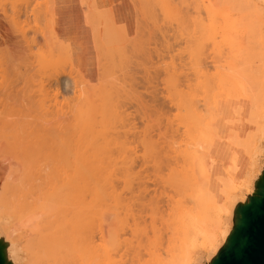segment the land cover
Listing matches in <instances>:
<instances>
[{
  "label": "rangeland",
  "instance_id": "1",
  "mask_svg": "<svg viewBox=\"0 0 264 264\" xmlns=\"http://www.w3.org/2000/svg\"><path fill=\"white\" fill-rule=\"evenodd\" d=\"M133 1L135 4L136 15H137L136 32L133 36L128 37L124 32H122V30L119 27H115L112 20L108 19V17L106 16L105 13H101L99 16L101 22L96 26V40H95L96 52H97L98 78L94 82H91L88 80L89 85L91 83V85L93 86V88H88V91H89V89L91 91L96 89V90H94L93 93H95V94L98 93V95L94 94L98 99L96 97L94 98V96H92L93 98L91 99V97L87 96L88 91L86 90L87 87H89V86L84 87V86L88 85V83L85 82V80L87 81V79L83 76V74L79 71V69L73 65L72 61L70 63L71 57H69V54H67L69 52L68 46L66 43H64L57 36V34L54 30L52 0H0V91H1L0 92L1 93L0 94V98H1L0 99V104H1L0 105V121H3V124L4 123L7 124V126H6L5 124L3 125L1 122L2 126L5 127V129L9 130L8 128L10 127V131L6 130L7 132H5L3 130V128L0 127V129L2 130V133L3 132L5 133V135H3V136H5V139L2 137V134L0 135L1 136L0 138H2V140L4 139L3 140L4 143H5L7 138H8L7 140L11 144L17 142L18 144H20L18 147H19V150L21 149V151L26 147L27 148L31 147V144L34 147L38 145L37 147H39V148L42 147L45 150H48V151L51 150L52 151V150H54L55 146H53L51 148L48 146L49 143H51V142L52 143L50 145L53 144V141L50 138H51V136L54 137L55 134L60 133V131H61V133H63L64 129L68 130V128L64 127L65 124L67 125V123H64V122H65V120H68L71 123V120H73L75 118V115H76L77 109H78V107L76 105V102L78 104V101H77L78 98H79V101L81 100V104L84 103L82 105H84L85 107L83 106L82 109L85 110V117L86 118L87 117H90V118L95 117V115L93 116L94 113L92 114V116H89V115L87 116L88 113L86 114V112L88 111L87 110L88 107L86 105L90 106L89 103L91 101H93V99H96V100H94L95 102L97 100H99V101H97L99 106L98 105L95 106L97 103L95 105L93 103H91L92 107H93V105H94V108L99 107V109H97L98 112H100L101 110L104 109V104L107 103L106 100L109 101L108 105H111V104L113 105V109L110 108V106H109L110 110L113 112L111 113V111L108 108L104 109V110H109L113 116L109 113V120L106 122V128L103 131V133L101 134V136L100 137L98 136L99 137L97 139L98 141L96 140L97 144H98V148H97L98 162L97 163L102 168H106L108 170L110 169V167L112 168V174L108 177V179L113 180V183L117 189V193L120 195V199L122 200L121 204H120L121 208L118 209V211L121 213V215L115 216V220L112 219V214H115V211H116L113 199L106 198V197H100L99 199H97V205L99 207H98L96 216L93 220V226L95 227L94 228L95 234H97L98 237L105 236V237L109 238V237L113 236L114 238L116 237L115 239H117V238H120L121 240L124 238L129 239L130 242H122L119 245L120 246L119 253H121L122 251L126 250L127 248H130V246L128 244H131V247H133V246L135 247V244H137V240H138L136 237L139 236L138 238L140 239V242L143 240V239H141V236L144 235L145 232L147 233V230H145V232L143 231L144 227H142V224L144 222H146L145 225L148 224L149 226H151V227L148 226L149 228L147 226H145V227H147L148 231H151L150 232L151 234L148 233L151 236L145 233L146 235L142 236V238L143 237L146 238V236L148 235L147 238L151 237V240L149 238L150 241L147 242V239L144 238L146 242H142L141 244H143V243H145L146 245L150 244L151 246L150 245L149 246L151 248L153 246L152 243L154 242L155 243L154 247H152L151 249L153 250V248H155V247H156V249H159V248L161 249L159 251L162 253L161 256H162L163 264H176V262L171 260L172 258H170V254L172 252H174L175 254L180 255L181 254V252L179 251L180 249L178 248V250L176 249L175 251L170 252L166 247L167 245H170L169 240H171V239H169V237L172 236L171 232L175 231L177 228L180 227L177 224L176 220H180L182 222V224H185V225H189L195 221H199L201 223V218L203 216L202 215L203 213H202L201 209L195 203H191V201H192L191 199H190V201L188 200L190 197H186V199H185L184 198L185 195H184V197H183V195H178L179 193H182V191L179 192L177 190V189H179L178 187L181 186L180 184H179L180 186L178 185V187H176V188L169 185V183H171V184L173 183V182H171V179L173 180V178L177 179L179 176L181 177V174H179V176H178L177 173H181L182 170L180 168L183 167V164H186V163H184V159L181 156H180V158H178V160H175L176 158L173 159L172 156H171V158H169L170 157L169 155H172V153L169 150H171L173 148L174 142H175L176 146H177L178 142H182V144L180 146V150H182V152L189 149L191 147V145H194L195 141L199 142L198 137L196 140V138H194L192 136L193 127H189L185 132H182V130H184L182 128L180 131H178V133L176 132V130L174 131L173 128L171 130L170 129L168 130V128L170 127L169 123L173 119L174 114L177 112L176 111L177 109H175L176 108L175 105H173V103H171L169 101V98L171 97L169 95V93H170V91H172L170 89V86L173 85L172 88L174 89V87H175L174 83L176 81L175 84H177V86H178L177 89H179V90L184 89L186 91L188 88H185L187 86H184V85L185 84L187 85L188 82H191L194 86L197 85L195 82H197V83L200 82L195 87H193V86H191V87L189 86V87L194 90L193 93H195L196 98L203 99V100H211L214 97V95H216V94H221V96H223V94H224L223 92L229 87V85H226L227 82L224 80V77H222L225 75L224 73L227 72V69L222 66L223 50L221 48L215 49L212 46V42L210 40L211 32L208 31V29H207V25L210 24V21H209L208 16H207L206 8L203 6L202 2L198 1V3L193 2L190 4V8H189L190 11L194 10L191 16H194L197 19H195L196 22H192L193 19L191 17H187L186 21L184 22L185 25H187V27H188V28H186L184 26V23H182V25H181L180 21H179L180 25H178V23H177L178 21L177 22L176 21L168 22V21L162 20L163 17L167 18V14L169 17H170V15H169L170 13L173 14V12H171L169 10L164 12V13H167L166 16H164V13H163V17H162V15H160L162 10L158 13L159 17H158V15L154 14V13L158 12V10L155 12V10H156L155 5L156 4H154V3H157L156 0H155V2L154 1L152 2L151 0H149V1L145 0L147 2V3H145L147 8L145 5L141 6L142 5L141 2H143V0L141 2L139 0L138 1L133 0ZM178 1L181 2L180 0H178ZM12 2H14L16 4H18V3L21 4V5L19 4L20 6L17 5L19 8L22 9V13L16 17V20L18 22V26H17L18 29L26 31L27 37L35 36V38H37V40H36L37 43L38 42L40 43L41 40H44L42 38V35L44 38H47L45 31H52L51 34L54 38L56 37L55 39L58 42L57 44L62 45L63 48L65 47L63 49V53L60 52L61 53V54L59 53L60 55L53 53V54H51V57H50L47 54H45V53H47V51H45L46 49L44 50V52L42 50L41 54H38L39 52H37V47H36V52H37L35 54L36 57H34L35 55H33V54H31V57H30L27 45L31 44L29 42H31L32 38H30V40H28L29 41L28 43H27V41H24L21 38L19 31L14 26V24L11 20V17H9L10 14L12 13V6L16 5V4H13ZM172 2H177V1L174 0ZM143 4H144V2H143ZM172 4H174V3H172ZM178 4L180 5V3H178ZM178 4L173 5V6H175L174 7L175 9H173L174 11L179 6ZM157 5H158V3H157ZM149 8H151L149 11H151L150 13H152V14H148L150 17H148V15H147V13H149V11H148ZM158 8H159V5H158L157 9ZM179 8H178V10H179ZM142 9H145V10L147 9V13L145 14V16H144V13L146 11L142 14V12L144 11ZM181 9L183 10V7H181ZM175 12H178V11L176 10ZM180 13H182V12H180ZM153 14H154V16H152ZM151 16L153 19L156 16L154 21L151 19ZM160 16L162 19H159ZM178 19H179V17H178ZM39 31H41V32L43 31L44 33L42 32V34H41V32H39ZM189 33H191L192 36H190ZM57 37H58V39H57ZM192 43H193V45L195 43V45L197 44L200 46V47L198 46L200 49L199 50L200 60L195 58L196 61L198 60L195 63L199 64V61L201 62V65H199V66H201V68H200L201 70L200 69L198 70V68L195 67L197 64L196 65L193 64L195 59H193L192 62L190 60V62L192 63L191 64L189 62V59H191V58H189L188 55L186 56V54H189V52H187L188 50L189 51L194 50L195 47L197 46V45L193 46ZM35 45L36 44H32V47ZM191 46H193L194 48L191 49ZM32 47H31V49L33 52V51H35V47H33V48ZM27 51H28V54H27ZM42 53H43V55H47L46 58H51L52 65L55 62L56 65H59L58 67H61L58 69L56 68L57 66L55 67L58 71H59V69H61L60 73H62L61 74L62 76H60V77H56L60 73H58L55 68H52V72H51V70H50L51 67L50 66H49L50 68L47 67L49 69V70L48 69L47 70L50 71V72H47L48 74L49 73L52 74L53 71L57 72V73H54V74H56L55 76L53 74L54 80H56V81H49L50 84L48 83V81H45L47 79L44 78L45 75L43 73H46V72L45 71L39 72L40 70L36 69V68H39V66L36 67V62H38L37 61V59H38L37 55H38V57H39V55H40V57H42ZM110 53H112L111 57H110V55H111ZM117 54H121L120 57ZM52 55L53 56L57 55V57L54 56L55 59L57 58L56 59L57 62L54 61V59H52L53 58ZM63 55H65V58H66V59L64 58V61H65V62L63 61L64 63L61 62L60 61L61 59L58 57V56H61V58H62ZM262 55H264L263 50H261V53H260V56H262ZM263 58H264V56H263ZM58 59H60L59 64H58V62H59ZM68 59H69V61H68ZM25 60H27V61H25ZM11 61H12V63H11ZM188 62L190 63V65L192 67H190ZM9 63H11L10 64L11 66H9ZM27 63H29V64H27ZM15 64L18 66H14ZM31 64L33 66H31ZM55 64L53 65V67L55 66ZM61 64L65 65V66H62ZM70 64L73 67L71 69H70V67H71ZM28 65L30 66V68L28 67ZM193 65H195V66H193ZM34 66H35V68H34ZM263 66H264V63H263ZM263 66H261V69L258 68V72H262V75L264 76V69L262 68ZM62 67L64 69H62ZM24 68H25V70H24ZM190 68H193L194 70L190 69ZM28 69L29 70L32 69V70L29 71ZM72 70H73V72H70ZM76 70L78 72H76ZM197 70L200 71V73L197 72ZM193 71L195 73H193ZM47 73H46V75L48 76ZM79 73L82 76L81 78H79L80 77ZM40 74L43 76V78L40 76ZM32 76H33V78H32ZM34 76H36V77L34 78ZM38 76L40 78H38ZM74 76L77 78L75 79ZM226 77L228 79V82L234 80V77H231L228 75H226ZM30 78H32L33 80ZM41 78L45 79V80H43V82L45 81L44 83L49 84V85H46L43 82H42V84H43L42 85L41 84V81H42ZM171 78L173 80H175V79L176 80L174 82L172 80L173 84H168L169 79L171 80ZM34 79H36V80H34ZM40 79H41V81H40ZM49 79H50V77H49ZM37 80H39V81H37ZM50 80H53V78ZM80 80H82L84 82H82ZM2 81H4V82H2ZM6 81H8L7 84H5ZM37 82L40 83L39 84L40 88L38 87V89H37V86H38ZM77 82H79V84ZM72 83L74 85H72ZM93 83H96L97 86H96V84L93 85ZM169 83H171V81ZM1 85L3 86V88ZM52 85H53V88L51 89ZM98 85L101 87H99ZM109 86H110V88H109ZM33 87H34V89H33ZM41 88H43V89L41 90ZM48 88H50V89L47 90ZM79 88L81 89V91L80 90L76 91ZM83 88L85 89L86 95H83L84 94L82 92V90H84ZM39 89L42 92H40ZM44 89H45V91H44ZM53 89H54L55 93L53 92ZM175 89H176V87H175ZM191 89L189 91L192 92ZM37 90L40 93L39 92L36 93L35 91H37ZM101 90H102V92H100ZM49 91L51 93H49ZM44 92H46L47 94ZM79 92L81 93L82 96L79 94ZM53 94H54V96H53ZM73 94L77 98L74 97ZM76 94L80 95L81 97L80 96L78 97V95H76ZM47 95H49V96L47 97ZM51 95L53 96L52 99H51ZM45 96H46V99H44L45 100L44 101L43 98ZM98 96H100V97H98ZM262 96H264V95H262ZM73 97L76 98L77 100L74 99ZM85 97H88V98H86L87 100L84 99ZM42 100L44 101V103L46 105L42 103ZM50 100H51V103H50ZM56 100H57V102L54 103ZM104 100H105V102H104ZM203 100H202V102H203ZM71 101L73 103H71ZM232 101H233L232 99L223 100V99H219V97L217 100V108H216L217 112L224 113V115H223L224 117H231L232 116L234 119V122L231 124L232 126L231 127L225 126L224 132L223 133L221 132L222 134H227L230 131H237V132L242 133L248 127V125H246L245 123H243V122L240 123V121L237 120L240 116L241 117H244V115L246 116L247 111L249 110V107H250L248 101H246L245 99H242L241 103L239 105H233ZM47 103L49 104L48 106H47ZM231 104H232V107H231ZM262 104L264 105V100H263ZM55 105H57V106H55ZM69 105H71V106H69ZM72 105L73 106L76 105V107H75L76 111H75V109L73 110ZM108 105H106V107H108ZM112 105H111V107H112ZM39 106H41V107H39ZM239 106L242 108V111L240 114H237L236 110H238V109L240 110ZM71 108H72L73 112L70 110ZM96 108H95V110H96ZM58 109H60V110H58ZM47 110H48V112H46ZM43 111L46 113H43ZM50 111H52V112H50ZM70 112H71V115H70ZM89 112H90V110H89ZM106 112L107 111H105V113ZM61 113H62V116L65 114L63 117L64 119L62 118L63 120L61 118L60 119L56 118L57 116L59 117V115L61 116ZM67 113H69L68 114L69 117L68 116L66 117ZM90 113H92V112H90ZM231 113H233V114H231ZM99 114L100 115L102 114V117H103V113H99ZM99 114L97 115L98 118L100 117ZM229 114H231V115H229ZM31 115H33V116H31ZM34 115H36V116H34ZM207 115L210 117L209 114H207ZM22 116L24 119L21 118ZM70 116H72L73 118L71 117V119H70ZM34 117H35V120L32 119ZM85 117H83V118L85 119ZM102 117H100L99 121L102 119ZM39 118H40V120H42V122L39 120ZM43 118H45L46 120ZM53 118L55 120L56 119L58 120V121L56 120L57 123ZM260 118H263V121H262L263 125L260 127V133H261V135H264V113L262 114V116ZM9 119L12 121H10ZM106 119H108V116L106 117ZM167 119H169V120H167ZM198 119H199V117L196 116V118L193 119L192 122H190V125H194ZM14 120L18 121V122H16L17 124L15 123ZM49 120H50V122L48 123ZM61 120H62V122H61ZM95 120L96 119H94L93 121H95ZM13 121L18 126L17 128H16V125L14 123L12 124ZM9 122H10L12 127L9 126L10 125ZM58 122H59V124H58ZM89 122L91 123V120L88 121V123ZM97 122H98V119H97ZM20 123H21V125H20ZM54 123L57 124L56 127H55ZM83 123H85V121H83V122L81 121L80 123L76 124V125L80 126L79 129H77V131H80V132H85L86 130H87V132H88V130L90 131V129L85 128L89 124L84 125ZM31 124L33 125V126H31L32 128L30 127ZM36 124H38V125H36ZM60 124L62 125V127H64V129L60 128L61 127ZM71 124L73 125V122ZM13 125L15 126V129L13 128ZM52 125H53V127H52ZM92 125L94 126V124H92ZM96 126H94V127L96 128ZM99 126H100V124L97 127L98 130L101 129V127H99ZM36 127H37V129L39 127H41L42 129L39 128L37 130ZM83 127H84V130L82 129ZM166 127H167V131H166ZM11 128H12V130H11ZM59 128H60V130H59ZM54 129H55V131L58 130L59 132L57 131L55 133ZM93 129L94 128H92L91 130H93ZM14 130H15V132H16V130H18V132L20 131L19 133H16L18 135H15V137L19 136V138H17V137L15 138L14 136H12L15 134V132L13 133L11 131H14ZM95 131L96 132L94 134L97 136V134L99 132L97 130H95ZM8 132L9 133L11 132V134L12 133L13 134L11 135ZM39 132H42L43 135H46L51 140V141L48 140L49 142L46 141V143H48L47 146L43 143L45 141V139L47 140V137L42 136L41 133H39ZM44 132H45V134H44ZM47 132H48L49 136L47 135ZM92 132H94V131H92ZM150 132H152V133H150ZM70 133H72V132L70 131L69 133H66V134H69L72 137L73 136L76 137V135H73L74 133L73 134H70ZM203 133H204V131L202 132V134ZM21 134H23V135L21 136ZM38 134H40L39 138L37 137L35 139L36 136H34V135H38ZM86 134L88 135V133H86ZM26 135H28V136H26ZM30 135L34 136V138H31V139L28 138V137H31ZM57 135H59V134H57ZM60 135H62V134H60ZM87 135L84 137H86L87 139H89V138L91 139V135H89V137ZM40 136H42L43 138L40 139ZM74 137H73V141H70V142H74V139H75ZM77 137H78V135H77ZM77 137H76V139H77ZM147 137H148V140H147ZM149 137L150 138L152 137L151 141L154 140V143L150 142ZM166 138H167V140H166L167 142L165 141ZM37 139H40V141H36ZM42 139L44 141H41ZM66 139H68V137ZM69 140H70V138H69ZM8 141H7V144H8ZM33 141H36V142L31 143ZM145 141H147V143L150 142L147 145V146H149V144H151L149 146L150 148L152 145L155 146V147L152 146V148L154 147L152 149V151L155 150L154 152L151 151L152 157H150L151 153H149L148 150H146L147 148H145V145H146ZM211 141H212L211 142L212 145H208V147H205L204 150L198 149V153L199 152L202 153L201 155H199V157L201 158V160L203 162L206 163L207 174H208V176H210L211 181L216 175L221 174V173L224 175V178L232 177V175H234L236 181H241L244 178L249 165L251 164L250 158H248V156H246L244 154V151L242 149H236L235 146L231 145L229 142L223 141V143L228 145L227 149L232 147L231 149L236 150L237 151L236 154L238 155V158H236L235 162L231 159H228V158L223 159L220 156H218V151L220 149H219V147H217V145L219 144L220 141H218V140H211ZM3 142L0 141V143H2V144H3ZM75 142H76V140H75ZM29 143H30V146H27V145H29ZM161 143H162V145H161ZM35 144H37V145H35ZM175 144H174V146H175ZM149 147H148V149H149ZM168 147H169V149H168ZM144 148H145V150H144ZM30 149L34 150V152H36L35 153L36 155H37V153H39V152H37L38 150L35 151V148L34 149L30 148ZM30 149H28V150H30ZM43 149L42 150L39 149L40 153H41V151L44 152ZM55 149H57V147ZM156 149L158 150V152ZM21 151H20V153H21ZM23 151H25V150H23ZM145 151H147L148 153L146 152V154H145ZM164 151H165V153H164ZM22 153H24V152H22ZM30 153H29V155H30ZM155 153H157L158 155ZM25 154H27V153H24L23 155H25ZM154 154L156 156H153ZM165 155H167L168 157ZM41 157L42 156H40V158ZM211 157L214 158V160H212ZM24 158H26V157H24ZM24 158L21 157V159H19L20 160L19 162H22L23 160L26 161V162L23 161L20 165L22 167V164L25 163L26 167H28L27 160L29 161L30 158H28V157H27V159H24ZM168 158L170 159V162L175 163L178 161L177 164H180V167L177 164H176L177 166H175L174 163H173V166L176 167L174 169H177V167H179V169L181 170L178 172L175 171L176 174L172 173L173 176L177 175L178 177H176V176L172 177L170 180L167 179L168 177L166 176V175H168L167 174L168 173L167 168H168V166L171 165V164L168 165V162H169V160L167 161ZM33 159H35V157ZM38 159H39V157H38ZM152 159H153V161H152ZM37 160H36L37 164L40 165L41 168L44 167L43 165L46 162L43 163V161L40 160L41 164H43L41 166V164L39 163L40 161L39 160L37 161ZM42 160H44V159H42ZM166 161H167V163H166ZM29 162L31 164V160ZM153 162H155V164ZM181 164H182V167H181ZM16 166H18V165H16ZM233 166L237 167L236 170L233 168ZM13 167H15V166L13 165ZM29 167H28V169H29ZM33 168H32V166L30 167V169H33ZM22 169L24 170V166ZM28 169H26V170H28ZM37 169H39V168L37 167ZM182 169H184V167ZM208 169H209V171H208ZM26 170H24V171L26 172ZM19 171H22L21 168ZM24 171H23V173H25ZM29 171L26 172L27 173L26 176L30 175ZM184 171H186V170H184ZM192 171H191V173L194 175H191V174L190 175L193 176V178L195 176L196 181L198 182V180H200L202 171L199 169L198 165H194ZM33 172H32V174H33ZM35 172H36V170H35ZM19 173L23 174L21 172H19ZM36 173H39V172H36ZM40 173H42V172H40ZM182 173H184V172L182 171ZM260 173H261V169L256 174V178L254 179V181L261 176ZM20 174L18 176H20ZM24 175H21V176H24ZM26 176H24V179ZM37 176H39V175H37ZM183 176H185V175L182 174V177ZM188 176H189V174L187 176H185L184 179L186 177L188 178ZM180 177H179V180H181ZM32 178H34V180H35V177L32 176ZM36 178L39 181V178L38 177H36ZM190 178L191 177L189 176V178H188L189 181H190ZM7 179H6V181H7ZM19 179H21V180H19ZM19 179L17 178L20 185L23 184V183H21L23 178L19 177ZM10 180H12V179H10ZM26 180H30V179H27V177H26ZM34 180L32 179L31 183ZM167 180H169L170 182L168 183ZM18 181H17V184H18ZM11 182L9 184H11ZM14 182H15V180L12 182V184H16ZM23 182H25V184L27 183L24 180H23ZM29 182L30 181H28V183ZM37 182H35V183H37ZM7 183H8V181H7ZM35 183L33 182V186L36 188V186L34 185ZM178 183H179V181H177V184ZM17 184L15 185L17 187L16 191L19 188L18 191L21 193L26 192L25 188H27V192H29V189H31V187L29 188L30 184H28V187H25V188H23V186H24L23 185L21 187V188H23L22 190L20 189L19 185H17ZM175 184L176 183L174 182L173 186H175ZM187 184L191 185L190 182L189 183L186 182V184H184L183 187L186 186ZM37 185H38V183H37ZM26 186H27V184H26ZM33 186H32V189H33ZM12 187L14 189V185H12ZM190 187L191 186H189V188ZM173 188H174V190L176 189L175 194L173 193L174 192ZM185 189H187V187ZM8 191H10V190H8ZM176 191L179 193L176 194ZM189 191H186V192L183 191V193L184 194L187 193L186 195L188 196ZM11 192H9V194L12 195ZM19 192H16V193L13 192V194H17V196H18ZM172 193H173V195H172ZM169 195H172V196L175 195V199L180 200V202L179 201L176 202L174 197L169 196ZM166 196L169 197V199ZM179 197H182V198H179ZM13 198L14 197H12L11 200ZM166 198L169 202L166 200ZM183 198L185 200H184V202H181V201H183ZM161 200H166L167 202L166 201L162 202ZM166 203H168V204L166 205ZM170 204H172V205H170ZM168 205L171 207H169ZM194 205H196V206H194ZM179 206H181V207H179ZM185 206H186V208H188V206L191 207V208L189 207V209H191V210H188V211H191V214H189L188 212H185L187 210V209H184ZM177 207H178V211H182L179 216H177L175 213V211L178 212L176 209ZM156 208H157V210H156ZM171 208H173V210H171ZM174 209H176V210H174ZM154 210H155V212L157 211L158 214L154 213ZM159 211L161 212V215H160ZM151 212H153V213L151 214ZM173 212L175 213V215ZM232 213H233V210H232ZM232 213L230 214V218L229 217L226 218V216H224V218H223V217H221L222 215L220 214V217L224 221L221 228L219 229L220 231L226 227H229V229H230V219L233 215ZM153 214H155V215H153ZM156 214H157V217H156ZM133 215L136 217H134ZM138 215L142 216L143 218H146V221H144L145 219L143 220V218H142V220L144 222L142 220H140L141 218L138 219V217H139ZM148 215H151V216H148ZM132 216H133V218H132ZM147 216H148V219H147ZM153 216H155V217H153ZM124 217H126V219H121ZM152 217L159 219V220H154V221H156V224L158 226L155 225V222H154V224H153V222L151 223V221H153ZM160 217L162 220L160 219ZM116 218L120 219V222L117 223ZM215 219H216L215 214L208 215V217L205 218L204 227L207 226V228H210V226L213 225L212 223L214 222ZM147 220H149V221H147ZM158 221H160L161 223ZM97 225H98L99 230L96 228ZM138 226L143 228L142 229L143 232L142 233L140 232L142 234L141 236L135 233L138 230V229L136 230V228ZM153 226L159 227V229L157 228V230H160V231L153 230V228H154ZM123 229H126V231ZM133 229L136 230L135 232H133L134 234H136V236L133 235V236H135L136 239L135 238L134 239L136 241H134V239H132V237H133L132 235H129L131 233L130 230L133 231ZM152 231H154V233ZM24 232L23 231L20 232L22 234V236H21L22 238H23V236H26V233H24ZM137 232H139V231H137ZM152 234H153V236H152ZM160 234H161L160 238L158 237V239H157V236ZM154 235H156V237ZM173 236H174V234H173ZM130 237L132 240H130ZM152 237L156 238V240L155 241L152 240V239H154ZM22 238L19 242L20 244H21V242H23L24 238L23 239ZM160 239H162V241ZM190 239H192V236L188 240H190ZM223 240L224 239H222V238L219 240V242H220L219 246L222 244ZM140 242H139V244H140ZM199 242H200V239L195 240V242L190 245V252L193 256H195V259H196L194 261V264H207L208 260L210 259V257L213 254H209L204 249H202L200 247ZM188 244H190V242H188ZM146 245H145V247H146ZM148 245L146 248L149 250ZM157 246H160V247L157 248ZM151 249L149 250L150 252H152ZM112 252L113 251H111V253ZM20 254L25 259L24 261H26L24 252H22L20 250ZM43 257H45V256H43ZM112 257H113L112 259L109 257H102V259H103V261L109 262L111 264V261H113L114 259H118V256L116 254H113V253H112ZM45 258H47V257H45ZM62 259L64 260V258H62ZM67 259L69 260V258H67ZM60 260H61V258H60ZM66 261L65 262L64 261H59V262L56 261V263H54V264H73V263H69L68 261L67 262ZM69 261L74 262L72 260H69ZM48 262H49V260H48ZM51 262H49V263L52 264L53 262L52 263ZM42 263L45 264V263H47V261H45V259H44L43 262L41 261V264Z\"/></svg>",
  "mask_w": 264,
  "mask_h": 264
},
{
  "label": "bare ground",
  "instance_id": "2",
  "mask_svg": "<svg viewBox=\"0 0 264 264\" xmlns=\"http://www.w3.org/2000/svg\"><path fill=\"white\" fill-rule=\"evenodd\" d=\"M139 1L141 2L142 0H139ZM146 1H149V0H146ZM146 1L143 0L144 4H143V2H141L142 3L141 6H144L145 3H147ZM151 1L155 2V0H151ZM172 1H174V0H156V2L159 5V8L157 9L158 5H157V3H154L157 5V6L155 5V9H156L155 12L157 10H158V12L157 13L153 12V13L158 15V13L162 10L160 15H162V17H163V13L166 12L167 10H169V11L173 12V14H171V13L169 14L171 18L168 16L167 13H164V16H166V14H167V18L163 17V19H162L160 16L159 19H162V20H165L168 22H171V21L177 22L178 21L177 22L178 25H180V23L182 25V23H184L186 21L187 17H191L193 19L192 22H196L195 19H197V18L194 16H191L194 10L190 11V9H189L190 4L193 2L198 3V1L203 3V6L206 8V11H207L208 19L210 21V24L207 25V29H208V31L211 32L210 40L212 42V46L215 49L221 48L223 50L222 66L227 69V72L224 73L225 75L222 77H224V80L227 82L226 85H229V87L223 92L224 94L222 93L223 96H221V94H216V95H214V97L211 100H203V99L196 98L195 93H193L194 90L190 88L191 86H193V87L197 86L200 82H198V83L195 82L197 84L195 86L191 82H188L187 85L186 84L184 85V86H187L185 88H188L185 91L184 89H180V90L177 89L178 86H177V84H175L176 79L173 80L174 79L173 77H172L173 79L172 78H171V80L169 79V82L171 81V83H169L167 81L168 84H173L172 80H173V82L175 81L174 86L177 89L176 90L175 87L173 89L172 88L173 85H171V86L169 85L170 89L172 90V91H170L171 94L169 93V95L171 96L169 98V101L171 103H173V105H175V107H176L175 109H177L176 110L177 112L174 114L173 119L170 121V123L168 122L170 124V127L168 128V130L169 129L171 130L173 128L174 131L176 130V132L178 133V131H180L182 128L184 129V130H182V132H185L189 127H193L192 136L194 138H196V140H197V137L199 138V142L195 141L194 145H191V147L189 149H187L183 152H182V150H180V146H181L182 142H178L177 146L174 142L175 146L173 144V148L171 150H169L172 153V155L168 154L170 156L169 158H171V156H172L173 159L176 158L175 160H178V158H180V156L183 157L184 163H186V164H183L184 169H182L183 167L181 164L182 168H180V169L184 172V173H182V171L179 169L180 164H177L178 161L175 163L170 162V159L168 158L167 161L169 160V162H170V163L168 162V165L169 164H171V165L168 166V168H167L168 169L167 170L168 175H166L168 177L167 179L170 180L172 177H175V176L178 177L179 174H181V177H182V174H184L185 176H187L189 174V176L191 177L190 181L188 179L189 176H188V178L186 177L185 179H184L185 176H183L182 178L179 176L181 180H179V177H178L177 179H174V178H173V180L171 179V182H173L172 184L169 183L170 182L169 180H167V182L169 183L170 186L175 187V188L178 187V185L180 184L181 186L179 185L180 187H178L179 189H177L179 192L182 191V193H183V191L186 192V191L190 190L189 191L190 193L188 192V196L186 195L187 193L182 194V193H179L177 191H176V194L179 193L178 195H183V197L185 195V197H184L185 199H186V197H190L188 200L190 201V199H191L192 200L191 203H195L201 209L203 216L201 218V223L199 221H195L189 225L182 224V222L180 220H176L177 224L180 227L177 228L175 231L171 232L172 236L169 237V239H171V240H169L170 245H167L166 247L170 252L175 251L176 249L178 250V248L180 249L179 250L181 252L180 255H177L174 252H172L170 254V258H172L171 260L176 262V264H194V261L196 259H195V256H193L190 252V245L192 243H194L195 240L200 239L199 244H200V247L202 249H204L209 254H213L214 252H216V250L220 244L219 240L221 238L225 239L229 233V227L223 228L221 231L219 230L221 228L222 224L224 223V221L221 217L224 218V216H226V218L227 217L230 218V214L232 213V210H233L232 214L234 216V210L236 209V206H237L239 200H243V198L253 190L254 179L256 178V174L261 169L262 162L264 159V135H261V133H260V127L263 125V122H262L263 118H260V117L264 113V105L262 104V102L264 100V96H262V95H264V76L262 75V72H258V68L261 69V66H263V63H264V58H263L264 55L260 56L261 50L264 51V0H180L181 2H179L178 0H176L177 2H172ZM12 3L16 4L14 2H12ZM172 3H174V4H172ZM178 3H180L181 6ZM19 4L20 3L12 6V13L10 14L9 17H11V20H12L14 26L19 31L21 38L24 41H27V43H28L29 42L28 40H30V38H32L31 42H29L31 44L27 45L30 57H31V54L35 55L37 52H39L38 54H41L42 50L44 52L45 49H46L45 51H47V53H45V54H47L50 57H51V54H53V53L54 54H59L60 52L63 53V49L65 47L63 48L62 45L57 44L58 42L55 39L56 37L54 38L51 34L52 31H45L47 38H44L42 35V38L44 40H41L40 43L38 42L39 43L38 44L36 41L37 38H35V36L27 37L26 31L18 29V27H17L18 22L16 20V17L22 13V9L18 7L21 5V4L20 5ZM175 4L179 5L176 9L178 12H175L176 10L175 11L173 10V9H175L174 8L175 6H173ZM181 7H183V10L181 9ZM146 8H147V6H146ZM178 8L180 11L178 10ZM150 9L151 8H149L148 11ZM142 10H144L142 12V14L146 11L144 13V16H145V14L147 13V9L146 10L142 9ZM150 12L151 11H149V13H147V15L152 14ZM180 12H182V13H180ZM154 14L152 16H154ZM152 16H151V19L154 21L156 16L154 17V19L152 18ZM148 17H150V16L148 15ZM158 17H159V15H158ZM178 17H179V19H178ZM179 21H180V23H179ZM184 26L186 28H188L187 25H185V23H184ZM39 32H41V31H39ZM42 32H41V34H42ZM189 35L192 36L191 33H189ZM57 39H58V37H57ZM32 44H36L35 46H33V47H35V51H33V52L31 49ZM192 45H193V43H192ZM194 45H195V43H194ZM193 46H191V49L194 48ZM198 46L199 45H197L196 46L197 48L195 47L194 50H191V51L186 50L187 52H189V54H186V56L188 55V57L191 58V59H189L187 57L189 59V62H190V60L192 62V60L195 58L200 60V57H199L200 56V53H199V50H200L199 47L200 46L199 47ZM36 47H37V52H36ZM27 54H28V51H27ZM67 54H69V57H70V53L68 52ZM110 54H111L110 55V57H111L112 53H110ZM47 55H43V53H42V57H40V55L38 57V55H37V58H38L37 61L38 62H36V67L39 66V68H36V69L40 70L39 72H44V71L46 73L50 72V71H48L49 70L48 68H50V67H51L50 68L51 72H52V68H55L56 66H57L56 67L57 69L61 68V67H58L59 65H56L55 62H54L55 66L53 67L54 64L52 65L51 58H46ZM65 55H63V57H62L63 59L61 58V56H58L61 59V60L58 59V61L60 60L61 62H63ZM117 55H119V57H120L121 54H117ZM54 56L52 59H54V61H56L57 58L55 59ZM34 57H36V55ZM55 57H57V55ZM69 59H68V61H69ZM196 59L194 60V63H193L195 65L197 64L195 62L198 61V60L196 61ZM27 60H25V61H27ZM60 61L58 62V64L60 63ZM189 62H188V64L190 65L191 62L190 63ZM11 63H12V61H11ZM11 63H9V66H11L10 65ZM70 63H71V59H70ZM27 64H29V63H27ZM195 65H193V66H195ZM197 65L198 66L201 65V62L199 61V64H197ZM197 65L195 67H197L199 70L201 68V66L198 67ZM14 66H18V65L15 64ZM31 66H33V65L31 64ZM62 66H65V65H62ZM70 66H71L70 69L73 68L71 64H70ZM28 67L30 68L29 65H28ZM190 67H192V66L190 65ZM34 68H35V66H34ZM262 68L264 69V66ZM57 69H56V71L58 73H60L61 69H59V71ZM62 69H64V68L62 67ZM190 69H193V68H190ZM24 70H25V68H24ZM31 70H29V71H31ZM198 70H197V72L200 73V71H198ZM56 71H53L52 74L47 73L48 76L46 75V73H43L45 75L44 78L47 80L42 79L43 76L41 75L42 74L41 73L40 74V76L42 77L41 78L42 81L40 79L41 84H42L43 80L48 81L49 84H50L49 81H56V80H54V76L56 75L54 73H57ZM70 72H73V70ZM76 72H78V71L76 70ZM193 73H195V72L193 71ZM53 74H54V76H53ZM61 74L62 73H60L59 75L57 74L58 76H56V77L62 76ZM226 75L234 77V80L228 82ZM36 76H34V78ZM49 77H50V79L53 78V80H50ZM81 77L82 76L80 74L79 78H81ZM32 78H33V76H32ZM32 78H30V79H32ZM38 78H40V77L38 76ZM76 78L77 77H75V79ZM34 80H36V79H34ZM82 80H80V81H82ZM4 81H2V82H4ZM37 81H39V80H37ZM82 82H84V81H82ZM85 82H87L88 85L85 84L86 86H84V87L89 86L86 89L87 91H88V88H93L91 83L89 85L88 80L87 81L85 80ZM7 83H8V81H6L5 84H7ZM37 83H38V86H37V89H38V87L40 86L39 85L40 83L39 82H37ZM77 83L79 84V82H77ZM44 84H46V83H44ZM49 84H46V85H49ZM94 84H96V83H93V85ZM72 85H74V84L72 83ZM96 86H97V84H96ZM99 87H101V86H99ZM2 88H3V86H2ZM52 88H53V85H52L51 89ZM80 88L77 89L76 91H78V90L81 91ZM109 88H110V86H109ZM33 89H34V87H33ZM42 89L43 88H41V90ZM49 89L50 88H48L47 90H49ZM190 89L192 90V92L189 91ZM94 90H96V89H94ZM94 90L91 91L89 89L88 92L86 91L88 93L87 96L91 97V99L93 98L92 96H94V98H95L96 97L95 95L96 94L98 95V93H96V94L93 93ZM39 91H40V89H39ZM39 91L37 90L35 92L37 93ZM44 91H45V89H44ZM40 92H42V91H40ZM46 92H44V93H46ZM53 92L55 93L54 89H53ZM82 92L84 93L83 95H86L85 89L82 90ZM100 92H102V90ZM49 93H51V92L49 91ZM79 94L81 95L80 92H79ZM76 95H78V94H76ZM80 95H78V97ZM48 96L49 95H47V97ZM53 96H54V94H53ZM53 96L51 95V99ZM73 96H74V94H73ZM74 97H76V96H74ZM98 97H100V96H98ZM218 97H219V99H223V100L232 99L233 105H239L241 103L242 99H245L246 101H248L250 107H249V110L247 111L246 116L245 115H244V117L240 116L237 119L238 121H240V123L243 122L246 125H248V127L246 128L245 131H243L242 133L237 132V131H230L227 134H222L225 130V126H227V127L232 126L231 124L234 122V119L232 116L231 117H224L223 116L224 113L217 112L216 108H217ZM76 98H74V99H76ZM86 98H88V97H85L84 99H86ZM44 99H46V96L43 98V100ZM43 100H42V103L45 104L44 103L45 100L44 101ZM94 100H96V99H93V101ZM202 100H203V102H202ZM72 101H71V103L74 102V101L73 102ZM77 101H78V104L76 102V105L78 107L77 113L75 115V118L73 119L74 121L71 120V123L73 122V125L68 120H65V122L63 121L64 123H67V125L66 124L65 125L63 124V125L65 128H68V130L64 129V127H62L61 124H60L61 127L58 125L60 128L64 129V132L61 133V131H60V133H57L59 135L55 134L54 137L51 136L50 139L53 141L54 145L53 144L50 145L52 142L49 143V145H48V143H46V141H48L50 139L46 135H43L42 132H39V133H41L42 136L47 137V140L45 138H44L45 141L43 139L41 140V141H44L43 143L46 146L48 145L50 148L55 146L54 150H52V151L49 150L50 152L48 150L43 149L42 147L41 148L37 147L38 146L37 144H35V145H37L35 147L32 146V144H31V147H28V148L26 147L23 149L25 151H23V150L21 151V149L19 150V147H18L20 144H18L17 142L12 143L13 144L12 145L7 140L8 138L6 139L5 143L3 142V140L5 139V136H3V135H5V133L4 132L2 133V130L0 129V135L2 134V137L4 138L3 140H2V138H0V141L3 142V144L0 143V244L3 246L5 256L9 257V259L12 260L13 264H41V261L43 262L44 259H45V261H47V263H45V264H50L49 262H51V261L53 262V263L52 262L51 263L54 264V263H56V261H58V262L64 261L65 262L66 260L69 263H73V264L74 263L75 264H110L109 262L103 261L102 257H109L112 259L113 258L112 253H113V254H116L118 256V259H114L113 261H111V264H163V260H162V256H161L162 253L159 251V250H161L159 248L160 246H157V248H159V249H156V247H155L152 250L151 248L154 247V244H155L152 241L153 243L152 242L151 243L153 246L151 248H150L151 245L149 244L150 245L149 246L147 244L149 247V250L151 249V251H152V252H150L146 248L147 245L145 243H143L144 245L141 244L142 242H146L145 239H147V242L151 240V237L147 238V236L151 234L150 233L151 231H148V229H147V227L149 225L148 224L145 225L146 222H144V221H146V218H143L140 215H138L139 217L137 216L138 219H140V218H141L140 220H142V218H143V220L145 219L144 221L142 220L144 223L143 222H142L143 224L141 223L142 227H144V229L140 226H138L137 228L135 227L136 230L138 229L137 231H139V232L134 230L135 229L134 228L133 231L130 230L131 233L129 235H132V236L135 235L136 236V234H138L141 236L142 235L141 233L143 231L145 232V230H147V233L145 232L146 234H148V233H150V234H148L146 236V238L145 237L142 238V236L146 235L144 233V235L141 236V239H143L141 242H140V239L138 238L139 236L137 235L138 237H136V238L138 240H137V244H135V247L134 246L131 247V244H128L130 246V248H127L126 250L122 251L121 253H119V251H120L119 245L122 242H130L129 239H127V238H124L122 240L120 238L115 239L116 237L114 238L113 236L109 237V238H107L105 236L98 237L97 234H95V230H94L95 227L93 226V220L96 216V213H97V210L99 207L97 205V199H99L100 197H106V198L113 199L116 211H115V214H112V219L115 220V216L121 215V213L118 211V209L121 208L120 204H121L122 200L120 199V195L117 193V189L113 183V180L108 179V177L112 174V168L110 167V169L108 170L106 168H102L97 163L98 162V157H97V148H98L97 141L98 140L97 139L101 136V134L103 133V131L106 128V122L109 120V113L111 111L110 108L113 109V105L111 104L112 107H111V105H108L109 101L106 100L107 103H105V104L103 103L104 109L108 108L110 111L103 109L100 112H98L97 109H99V107H97V108L95 107L96 108V110H95L94 105L97 103L95 106H97V105L99 106V104L97 102L99 100H97L96 102L94 101L95 103L93 101H91V102L89 101L90 106L86 105L88 107L87 108L88 111L86 112V114L88 113L87 116L88 115L92 116V114L94 113L93 116L95 115V117H91V118L87 117L88 118L87 119L85 117V110L82 109L84 106L82 104H84V103L81 104V100L79 101V98ZM56 102H57V100L54 103H56ZM104 102H105V100H104ZM50 103H51V100H50ZM91 103L94 104L93 107H92ZM232 104H231V107H232ZM48 105L49 104L47 103V106ZM73 105H72L73 110L75 109V111H76V108H75L76 105L75 106H73ZM106 105H108V107H106ZM55 106H57V105H55ZM69 106H71V105H69ZM109 106H110V108H109ZM39 107H41V106H39ZM239 108H240V110L239 109L236 110L237 114H240L242 111V108L240 106H239ZM60 109H58V110H60ZM70 110L72 111V108ZM89 110L92 113H90ZM105 111H107V112L105 113ZM46 112H48V110ZM46 112L43 111V113H46ZM50 112H52V111H50ZM112 112L113 111H111V113ZM99 113H103V117H102V114L100 115ZM68 114L69 113H67L66 117L68 116ZM98 114L100 117H102V119L100 121H99L100 117L98 118V116H97ZM207 114H209L210 117ZM231 114H233V113H231ZM231 114H229V115H231ZM64 115L62 116V113H61V116L59 115V117L57 116L56 118L62 119L64 117ZM70 115H71V112H70ZM31 116H33V115H31ZM34 116H36V115H34ZM107 116H108V119H106ZM196 116L199 117V119L197 120V122L194 125H190V122H192V120L195 119ZM71 117L72 116H70V119H71ZM83 117H85V119ZM21 118H23V116ZM32 119L35 120V117ZM43 119H45V118H43ZM94 119H96L95 120L96 122L93 121ZM97 119H98V122H97ZM39 120H40V118H39ZM62 120H61V122H62ZM90 120H91V123L94 124V126H96L97 124L98 125L100 124L99 127H101V129L98 130V128H97L98 125L95 128L90 122L88 123V121H90ZM167 120H169V119H167ZM10 121H12V120H10ZM14 121H15V123L18 122L17 120H14ZM14 121L12 122V124L14 123ZM40 121L42 122V120H40ZM57 121H56V123H57ZM81 121L82 122L85 121V123H83L84 125L89 124L87 127H85L84 125L83 126L87 129H90V131L89 130H88V132H87V130L85 132L77 131V129H79L80 126H78L76 124L80 123ZM1 122L3 124V121H0V127L3 128V130L5 132L10 131V127H9V126H11L10 122H9L10 125L8 126L9 130L5 129V127L2 126ZM49 122H50V120L48 121V123ZM59 122H58V124H59ZM56 123H54L55 127L57 126ZM5 125L7 126V124H5ZM20 125H21V123H20ZM36 125H38V124H36ZM31 126H33V125L31 124L30 127ZM17 127L18 126L16 125V128ZM41 127H39V128H41ZM52 127H53V125H52ZM84 127L82 128L83 130H84ZM13 128L15 129L14 125H13ZM60 128H59V130H60ZM92 128H94L95 130H97L99 132L98 134L96 133L97 136L94 134L96 131L94 129L91 130ZM36 129H37V127H36ZM11 130H12V128H11ZM54 131H55V129H54ZM57 131H55V133ZM70 131L72 132L70 134L74 133L73 135H76V137L78 135V137H79V138L77 137V139H76V137L73 136L75 138L74 142H70V141H73V137L70 136L69 134H66V133H69ZM92 131H94V132H92ZM166 131H167V127H166ZM203 131H204V133L202 134ZM11 132L14 133L15 130L11 131ZM11 132L10 133L8 132V133L11 134ZM19 132H18V130H16L15 134L12 135L13 134L12 133L11 135L15 137V135H18L16 133H19ZM86 133H88V135ZM150 133H152V132H150ZM44 134H45V132H44ZM60 134H62V135H60ZM22 135L23 134H21V136ZM39 135L40 134L34 135V136H36L35 139L37 137L39 138ZM47 135H48V132H47ZM86 135L88 137H89V135H91V139L90 138L87 139L86 137H84ZM26 136H28V135H26ZM34 136H31L28 138L31 139V138H34ZM42 136H40V139L43 138ZM66 136L68 137V139H66L67 138ZM17 138H19V136ZM58 138L60 140L61 139L62 140L60 141ZM69 138H70V140H69ZM151 138H150V142L154 143V140L151 141ZM40 139H37L36 141H40ZM75 140H76V142H75ZM147 140H148V137H147ZM166 140H167V138L165 139V141ZM211 140L220 141L219 144L217 145V147H219V149H220V150L218 149L219 150L218 156H220L223 159L228 158V159H231L235 162L236 158H238V155L236 154L237 151L232 150L231 149L232 147L227 149L228 145L223 143V141L229 142L231 145L235 146L236 149H242L244 151V154L246 156H248V158H250L251 164L249 165L247 172L241 181H236L234 175H232V177L224 178V175L222 173L216 175L211 181L210 176H208V174H207L206 163L203 162L201 160V158L199 157V155H201L202 153L201 152L198 153V149L204 150V148L208 147V145H212ZM7 141H8V144L10 146L7 144ZM36 141H33L31 143H34ZM62 141L63 142L65 141V142L63 143ZM145 142H146V145L145 144L144 145H145V148H147L146 150H148V152L151 153L152 149L155 146L152 145L154 147L152 148V146H151V148H150L149 146L151 144H149V146H147L148 143H150V142H148V143H147V141H145ZM161 145H162V143H161ZM27 146H30V143ZM56 147H57V149H55ZM148 147H149V149H148ZM169 147H168V149H169ZM30 148H33V149L35 148V151L38 150L37 152H39V153H37V155H36L35 154L36 152H34V150H32ZM145 148H144V150H145ZM28 149H30L32 152ZM39 149L40 150L43 149L44 152L41 151V153H42L41 154ZM20 151H21V153H20ZM154 151L155 150H153L152 152H154ZM165 151H164V153H165ZM22 152L27 153V154H25L26 156L23 155L24 153H22ZM146 152L147 151H145V154H146ZM157 152H158V150H157ZM29 153H30V155H29ZM155 154H157V153H155ZM155 154L153 156H156ZM151 155H152V153L150 154V157H152ZM40 156H42V157L40 158ZM165 156H167V155H165ZM21 157H23V158L26 157L24 159H27V157L30 158L31 164L29 162L30 160L29 161L27 160L28 167L32 166V168L33 167L34 168L30 169V167H29V169H28V167H26L25 163L22 164V167H21L20 164L24 161V160L23 161L21 160L22 162H19L20 161L19 159H21ZM34 157H35V159H33ZM38 157H39V159H38ZM212 157H211V159L214 160V158H212ZM37 159L39 161L40 160L43 161V163L46 162L44 165L41 164V161L39 162L41 164V166L42 165L44 166V167H42L43 169L40 167V165L37 164V162H36ZM42 159H44V160H42ZM152 161H153V159H152ZM167 161H166V163H167ZM24 162H26V161H24ZM153 163L155 164V162H153ZM173 163L175 164V166L178 165L179 167H177V169H174L176 167L173 166ZM13 165L15 167H13ZM16 165H18V166H16ZM194 165H198L199 169L202 171L200 180H198V182L196 181L195 176H194V178H193V176H191V175H194L191 173ZM23 166H24V170L28 169V170H26V172L30 170L29 171L30 175L26 176L27 173L22 169ZM37 167L39 169H37ZM20 168L22 171H19ZM233 168L236 170L237 167L233 166ZM34 169L36 170V172H39V173L42 172V173H40V174L36 173ZM209 169H208V171H209ZM184 170H186V171H184ZM23 171L25 173H23ZM175 171L176 172L181 171V173H177L178 176L177 175L173 176L172 173L176 174ZM19 172H21L23 174H20ZM32 172L34 175L32 174ZM18 173L20 174V176H18L19 175ZM21 175L26 176L27 179H30V180H26V177L24 179V176H21ZM37 175H39V176H37ZM32 176L35 177V180H34V178H32ZM19 177L20 178L22 177L23 180L27 182L26 183L27 186H26L25 182H23V180L21 181V183H23V184L20 185L19 181L17 180V178L19 179ZM36 177L39 178V181L37 180ZM6 179H7L8 183H7ZM10 179H12V180H10ZM32 179L34 180L33 181L34 183L38 181L37 182L38 185H37V183L34 184L36 186V188L33 186V182L31 183ZM14 180H15L14 183H16V184L18 181L17 185H19L21 190L25 187H28V184H30V183L32 185L30 184L29 188L31 187V189H32V186H33V189L32 190L29 189V192H27V188H25L27 193L26 192H22V193L19 192L18 191L19 188L16 191V188H17L15 186L16 184H12V182ZM19 180H21V179H19ZM28 181H30V182L28 183ZM177 181H179L178 184H177ZM10 182H11V184H9ZM174 182L177 185L175 184V186H173ZM186 182L187 183L190 182L191 185L187 184L186 186L183 187V185L186 184ZM12 185H14V189H13ZM22 186H23V188H21ZM189 186H191V187L189 188ZM186 187H187V189H185ZM8 190H10V191H8ZM173 190H174V188H173ZM175 190L173 192L174 194H175ZM9 192H11L13 196L11 194H9ZM13 192L14 193L19 192L18 196H17V194H13ZM173 193H172V195H173ZM172 195H169V196H172ZM12 197H14V198L11 200ZM172 197H174V199H175V195ZM167 198L169 199V197H167ZM167 198H166V200H167ZM179 198H182V197H179ZM184 198H183V201H181V202H184V200H185ZM166 200H161V201L164 202ZM175 201L180 202V200H178V199H175ZM167 204L168 203H166V205ZM170 205H172V204H170ZM196 205H194V206H196ZM186 206L184 208V209H187L185 212H188L189 214H191V211H188V210H191V209H189L190 206H188V208H186ZM169 207H171V206H169ZM179 207H181V206H179ZM173 208H171V210H173ZM176 209L178 211V207ZM176 209H174V210H176ZM156 210H157V208H156ZM181 212L182 211H178V212L175 211L177 216H179ZM152 213L153 212H151V214ZM154 213L158 214V212L157 211L155 212V210H154ZM175 213H174V215H175ZM157 214H156V217H157ZM210 214H215L216 219L212 223L213 225L210 226V228H207V226L204 227L205 218L208 217V215H210ZM220 214L222 215L221 217H220ZM153 215H155V214H153ZM160 215H161V212H160ZM133 216H132V218H133ZM148 216H151V215H148ZM148 216H147V219H148ZM134 217H136V216H134ZM153 217H155V216H153ZM153 217H152L153 221H151V223L153 222V224H154V222H155V225L158 226L156 224V221H154V220H159V219L158 218L156 219ZM121 219H126V217L121 218ZM160 219H161V217H160ZM149 220H147V221H149ZM116 222L117 223L120 222V219L116 218ZM158 222H160V221H158ZM145 226H147V227H145ZM156 226H153L154 227L153 230H155V231L157 230V228L159 229V227H156ZM149 227H151V226H149ZM96 228L98 229V225L96 226ZM126 229H123V230L126 231ZM142 229H143V231H142ZM21 231H23V232L25 231L24 233H26V236H23L24 239L21 237L22 236V234L20 233ZM157 231H160V230H157ZM133 232H135L136 234H134ZM152 232L154 233V231H152ZM173 234H174V236H173ZM135 236H133L132 239H134ZM152 236H153V234H152ZM154 236L156 237V235H154ZM160 236H161V234L157 236V239H158V237L160 238ZM191 236H192V239L188 240ZM131 237H130V240H132ZM21 238L23 239V242H21V244H20L19 242H20ZM149 238H150V240H149ZM152 238H154V237H152ZM135 239H134V241H136ZM152 240L155 241L156 238H154ZM160 240L162 241V239H160ZM138 241L140 242L141 245L139 244ZM188 242H190V244H188ZM145 245H146V247H145ZM20 250L22 252H24L26 261H24L25 259L20 254ZM111 251H113V252L111 253ZM43 256H45L47 258H45ZM60 258H61V260H60ZM62 258H64V260ZM67 258H69V260H72L74 262L69 261ZM47 259L49 260V262ZM42 264H44V263H42Z\"/></svg>",
  "mask_w": 264,
  "mask_h": 264
},
{
  "label": "crops",
  "instance_id": "3",
  "mask_svg": "<svg viewBox=\"0 0 264 264\" xmlns=\"http://www.w3.org/2000/svg\"><path fill=\"white\" fill-rule=\"evenodd\" d=\"M53 27L67 44L73 65L94 82L98 78L96 26L105 13L128 37L136 32L133 0H52Z\"/></svg>",
  "mask_w": 264,
  "mask_h": 264
},
{
  "label": "water",
  "instance_id": "4",
  "mask_svg": "<svg viewBox=\"0 0 264 264\" xmlns=\"http://www.w3.org/2000/svg\"><path fill=\"white\" fill-rule=\"evenodd\" d=\"M257 179L253 190L239 200L229 233L207 264H264V159ZM0 264H13L1 244Z\"/></svg>",
  "mask_w": 264,
  "mask_h": 264
}]
</instances>
